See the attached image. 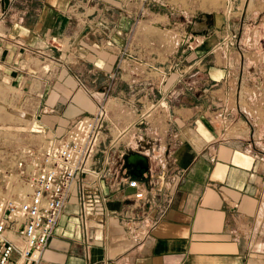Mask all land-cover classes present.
I'll return each instance as SVG.
<instances>
[{"label":"crops","instance_id":"obj_1","mask_svg":"<svg viewBox=\"0 0 264 264\" xmlns=\"http://www.w3.org/2000/svg\"><path fill=\"white\" fill-rule=\"evenodd\" d=\"M76 1L0 0V105L21 110L19 121L0 111L12 131L0 130V152L59 140L103 101L124 130L113 156L129 143L156 175L183 178L141 241L124 224L131 189L104 187L110 212L89 210L85 229L76 182L39 264H264V121L251 105L255 95L264 107V73L251 72L262 51L245 31L233 42L224 14L181 53L157 38L154 14L131 24L115 9L112 21L111 8Z\"/></svg>","mask_w":264,"mask_h":264},{"label":"built area","instance_id":"obj_2","mask_svg":"<svg viewBox=\"0 0 264 264\" xmlns=\"http://www.w3.org/2000/svg\"><path fill=\"white\" fill-rule=\"evenodd\" d=\"M202 42L203 38L199 44ZM123 132L100 101L93 113L74 120L61 139L0 152V264L40 263L63 208L80 180L77 216L85 229L89 210L110 212L104 187L113 191L129 188L126 198L134 207L124 224L136 241L149 234L171 206L183 173L156 175L148 166L142 170L146 177L142 173L120 174L125 155L133 151L127 143L117 158L111 153Z\"/></svg>","mask_w":264,"mask_h":264},{"label":"rangeland","instance_id":"obj_3","mask_svg":"<svg viewBox=\"0 0 264 264\" xmlns=\"http://www.w3.org/2000/svg\"><path fill=\"white\" fill-rule=\"evenodd\" d=\"M76 5L79 9L86 6L111 8L113 10L110 16L112 21L115 20V9H124L127 14L126 18L131 20V24L134 21L147 24L148 19L152 23V14H154L156 27L162 28L160 32H157V38L161 37V40H164V33H166V40H170L172 46L177 44V50L181 53L183 51L193 52L202 45L215 20L221 19L220 14H224L231 19L232 41L236 39L238 44L239 36L245 31L250 45L257 47V50L262 51L264 56V0H77ZM202 38L203 42L199 44ZM174 51L175 49H173V56ZM251 65L253 67L252 76L258 81L259 74L264 73V63L258 64L257 69L254 68V64ZM174 66L173 59L172 67ZM192 81L193 79H189L188 85L193 83ZM253 96L255 100V95ZM254 100L251 104L252 109H256L257 114L261 115L264 121V107L261 108L260 103ZM0 111L9 119L19 121L18 115L21 110L18 106L1 104ZM9 129L3 126L0 130L6 133L12 132ZM30 141L35 143V140ZM262 141L255 144V147L264 156V140Z\"/></svg>","mask_w":264,"mask_h":264},{"label":"water","instance_id":"obj_4","mask_svg":"<svg viewBox=\"0 0 264 264\" xmlns=\"http://www.w3.org/2000/svg\"><path fill=\"white\" fill-rule=\"evenodd\" d=\"M124 162L125 166L130 167L129 173L134 176H140L142 170H146L149 166L148 157L137 151H129L125 155Z\"/></svg>","mask_w":264,"mask_h":264}]
</instances>
